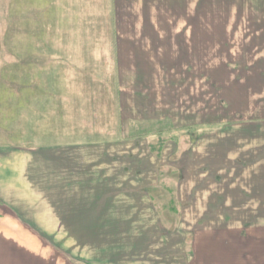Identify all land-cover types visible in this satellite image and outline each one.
<instances>
[{"label":"rangeland","instance_id":"1","mask_svg":"<svg viewBox=\"0 0 264 264\" xmlns=\"http://www.w3.org/2000/svg\"><path fill=\"white\" fill-rule=\"evenodd\" d=\"M231 4L0 0V148L54 153L30 166L49 169L35 178L49 175L43 183L67 193L66 209L35 218L58 224H31L35 240L0 248L56 250L67 264H175L169 250H217L224 231L264 224V162L255 168L257 148L219 134L220 86L255 67L252 50L230 48L228 27L260 19L233 17ZM88 143L108 145L92 150L108 175L101 169L93 186L84 169L87 185L74 191L59 149Z\"/></svg>","mask_w":264,"mask_h":264},{"label":"crops","instance_id":"2","mask_svg":"<svg viewBox=\"0 0 264 264\" xmlns=\"http://www.w3.org/2000/svg\"><path fill=\"white\" fill-rule=\"evenodd\" d=\"M244 2H250L254 5V0H234L233 6L232 4L228 5V9L232 11L237 9L238 11L237 14L233 11V17L237 18V16L247 15L257 16L260 19L256 22L245 19V23H240L237 19L236 23L228 27L229 36L226 42H230L231 49L252 50V54L245 56V59L248 58L251 66L255 67L250 68V72L242 73V76L237 74L233 83L223 82L220 86V97L224 96V108L220 109L219 134L221 141L223 139L226 141L228 138L229 142L235 140V143L239 146L244 145L251 150L252 148H257V155L249 153L252 165L254 164L253 166L257 168L260 162H264V150L261 154H258L260 149H264V4L261 5V9L255 7L252 9L241 7L239 9L238 7ZM257 3L259 2L257 1ZM245 13L247 14L245 15ZM225 47L229 46L226 45ZM239 114L242 119L240 121L236 120ZM242 140L246 141V143H242ZM100 144L88 143L86 148H83L85 147L84 145H80L79 147L82 149L91 150L83 152L78 151L77 147L74 148L76 151L73 152H66L68 149H64V152H61V149H59L60 160L68 167L60 168L61 179L63 180L64 178L66 180V172L69 171L70 175L76 178L73 183L74 191H79L77 190L78 188L83 189L87 185L84 183V177L82 176L84 169H90L87 171L91 173V179L89 178L91 185L93 183L94 185L99 184L101 178L104 177L99 171L106 170L105 174L108 175L107 166L98 165L99 162H94L96 155L100 152L96 153L92 150H101L103 154L104 147H108L106 144ZM111 144L114 143L111 142ZM5 149L3 152L0 148V241L15 242L20 240L30 242L32 239L35 240L34 236L30 238L31 224H58L57 222L40 221L35 218L52 217L54 215L52 207L66 209L67 193L61 192L63 187L61 185L58 191L57 188L53 189L48 184H44L43 182L46 181L49 175L40 179L35 178V174L40 173V171H49V169H35L30 166L31 160L37 159L36 156L40 160L47 159L50 162L54 153L47 151L44 153L38 152L40 154L30 153L26 149L15 147ZM42 154L44 159H42ZM83 163L86 165L82 166ZM103 168L104 170H101ZM112 171L114 170L112 169ZM39 183H42L41 186L45 187L46 191H41L37 188L36 184ZM258 186L262 187L260 184ZM263 191L260 190V193H263ZM57 192L58 205L56 206L55 194ZM84 193L85 195L89 194V197L95 194L92 189ZM82 198L84 199V197ZM31 218H34V220H31ZM12 224L17 225L18 229L12 231L6 227ZM203 246L196 249L194 247L192 255H188L186 249L169 250V253L175 257L177 262L175 264H264V224L253 225L248 232H241L236 229L224 231V233L218 235L217 250H213L212 246L209 248H204ZM167 252L162 251L160 253L164 254ZM56 253V250L46 249L0 248V264H30V256L39 257L45 262L43 263L39 260L37 264H67L65 261L66 256L65 260H62ZM178 253L181 259L177 257L179 256ZM51 257H54L53 261L49 259ZM215 257L217 259L214 261L213 258ZM45 258L48 260H44ZM143 263L146 264L147 262L143 261ZM122 264H136V262H122ZM157 264H165V262L159 261Z\"/></svg>","mask_w":264,"mask_h":264}]
</instances>
